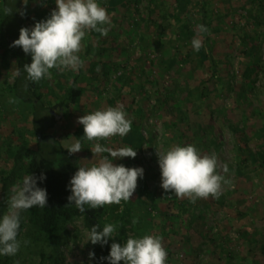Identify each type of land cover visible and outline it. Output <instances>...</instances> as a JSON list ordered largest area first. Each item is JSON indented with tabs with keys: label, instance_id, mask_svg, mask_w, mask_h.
Returning a JSON list of instances; mask_svg holds the SVG:
<instances>
[{
	"label": "rangeland",
	"instance_id": "obj_1",
	"mask_svg": "<svg viewBox=\"0 0 264 264\" xmlns=\"http://www.w3.org/2000/svg\"><path fill=\"white\" fill-rule=\"evenodd\" d=\"M258 1L100 0L111 16L108 35L90 32L82 41L84 67L77 85L84 94L49 133L65 148L84 136L80 117L124 105L132 130L123 138L100 143L137 149L134 159L126 157L114 163L142 167L155 200L141 196L138 183L128 201L133 215L139 218L130 236L163 234L167 264H264L260 234L252 239L256 242L251 252L242 235L245 209L255 205L260 216L264 201L263 170L253 154L264 155V6L255 11V19L246 15ZM203 5L211 23L208 35L213 56L219 62L218 78L209 84L206 96L199 90V75L205 72L210 77V65L204 60L203 47L197 52L191 45L197 25L203 24ZM56 7L55 0H29L20 13H26L25 18L41 15L45 20ZM35 20L34 24L38 22ZM28 23L26 20L27 27H33ZM183 26L191 29L193 38L180 36ZM202 39L204 44L205 34ZM163 58L169 63H161ZM100 62L108 69L101 84L94 82L90 73L92 65ZM51 71V78L44 79L50 83L40 90L46 104H55L78 72ZM1 83L0 75V168L4 166L1 149L5 141L12 137L15 146L20 144L17 132H29L32 118L31 108L14 100ZM8 84H13L12 77ZM172 122L179 123L180 142L173 139L175 132L168 130ZM81 143L82 151L76 153L80 166H91L96 162L92 161V143L84 138ZM187 144L195 145L203 154L215 153L221 167L228 165V173L221 170V174L231 184L223 187L219 199H199L184 212L180 206L188 198L178 199L161 187L157 149ZM194 208L197 220L192 216ZM85 232L82 221L68 225L60 244L44 246L43 255L27 240L10 264H93Z\"/></svg>",
	"mask_w": 264,
	"mask_h": 264
},
{
	"label": "clouds",
	"instance_id": "obj_2",
	"mask_svg": "<svg viewBox=\"0 0 264 264\" xmlns=\"http://www.w3.org/2000/svg\"><path fill=\"white\" fill-rule=\"evenodd\" d=\"M28 2L24 0L25 5ZM55 4L57 7L47 19L36 22L33 27H22L19 38L11 45L22 48L31 56L32 62L22 69L31 83L51 78L52 69L61 74L82 69V41L90 32L107 36L112 23L100 0H55ZM7 11L10 15L14 10L9 8ZM208 31L205 25H197V35L191 40L195 51L199 52L204 46L202 36ZM78 123L83 125V138L92 143V161L96 162L91 166H80L71 178L69 203L84 213L130 201L138 179L144 176V169L129 168L114 161L126 157L134 159L137 149L130 146L112 148L100 143L112 137L123 138L132 130V120L127 118L124 105L87 113L78 119ZM65 149L75 154L82 151V143L76 139ZM157 156L161 187L173 192L178 199L187 197L193 203L202 198L219 199L223 187L231 184V180L221 174V170L228 173V165L221 167L215 153L203 154L195 145H173L165 151L157 149ZM44 179V175L39 178L26 175L12 187L7 211L0 215V256H16L22 244L27 245L28 241L19 239L22 213L47 206V190L37 186L38 180ZM138 222L139 218H133V224ZM118 227L114 223H106L102 229L99 224L91 226L85 232L87 243L107 245L110 239L114 241L117 237ZM89 256L94 259L95 253L90 252ZM102 259L108 264H167L168 253L161 237L144 234L129 236L123 243L113 242L109 255Z\"/></svg>",
	"mask_w": 264,
	"mask_h": 264
},
{
	"label": "trees",
	"instance_id": "obj_3",
	"mask_svg": "<svg viewBox=\"0 0 264 264\" xmlns=\"http://www.w3.org/2000/svg\"><path fill=\"white\" fill-rule=\"evenodd\" d=\"M263 4L262 0L258 1L246 15L251 19H255V11L264 6ZM23 5L24 0H1L0 3V75L3 90H7L14 100L20 102V104L28 105L31 108L30 131L34 141H31L28 137L31 135L30 131L17 132L16 129L14 132H17V136L21 138V143L15 146L11 137L5 141V146L1 149L2 157L5 156V158L3 160L4 166L0 168V215L7 211V200L12 194L11 189L18 181H21L26 175L32 174L37 178L44 175L46 179L43 181L38 180L37 186L47 190V206L45 208L29 209L22 213L19 239L30 241V245L34 246L36 250L41 249L43 255V247L58 246L66 233L68 225L76 221H82L86 231L96 224H99L102 229L106 223H114L119 226L118 235L114 241L110 239L109 243L103 247L99 244L93 245L90 242L91 252L95 253L93 264H108V261L102 258L109 255L111 244L113 242L123 243L132 233L134 225L132 220L135 218L132 212V204L121 202V204L105 205L102 208L80 213L73 204L69 203L68 197L71 194L69 183L78 171L80 161L76 153L70 154L61 145L60 141L51 137L49 133L54 132L53 130L63 120V113L77 104L84 94V89L77 85L79 74L82 71L77 72V76L69 88H59L64 89V94L58 98L55 104L45 103L44 94L40 90L50 82L44 79L37 83L29 82L26 79L27 74L22 69L25 64L32 62L31 56L25 54L22 48L11 46L19 38L20 29L27 27L26 20L30 26H34L35 19V21L43 19L41 15H35L34 20L32 17L25 18L20 13ZM9 8L14 10L10 15L7 11ZM202 14L203 25L210 30L211 23L208 22L204 5ZM180 36L184 39H190L193 38L194 34L190 28L184 27L180 30ZM203 45L204 60L205 62L208 61L210 65L211 75L207 77L204 74L205 72L199 75L201 79L199 90L202 96H206L207 93H210L209 84L218 78L219 62L214 59L213 42L208 32L205 33ZM162 62L168 64L169 59L163 58ZM107 71L106 64L102 62L93 64L90 69L92 80L101 84L108 75ZM18 72L19 75H17ZM9 77L13 78L12 85L8 84ZM178 126V122H172L168 130L175 132L173 139L180 142L181 137L179 136ZM253 154L264 175V155L260 153ZM138 183L141 196H146L151 202H154V194L148 190L147 177L138 179ZM188 205L196 206V202L193 203L188 198L180 206L181 210L188 212L186 208ZM194 210L192 216L197 220V209L194 208ZM159 237L163 239L164 236L161 234ZM10 263L11 257L0 256V264Z\"/></svg>",
	"mask_w": 264,
	"mask_h": 264
},
{
	"label": "crops",
	"instance_id": "obj_4",
	"mask_svg": "<svg viewBox=\"0 0 264 264\" xmlns=\"http://www.w3.org/2000/svg\"><path fill=\"white\" fill-rule=\"evenodd\" d=\"M255 205L247 207L245 209V213H243L244 219H246L242 224H244V227L242 228V235L246 237L247 245L246 249L248 252H251V247H255V242L252 241V239H256L257 233L260 234V237L262 240H264V201H262V214L259 216L256 214L257 211L254 209ZM247 212V214H246ZM241 224V225H242ZM252 242V243H251Z\"/></svg>",
	"mask_w": 264,
	"mask_h": 264
}]
</instances>
